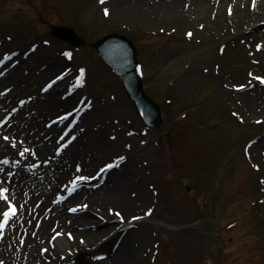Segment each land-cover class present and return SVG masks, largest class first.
Masks as SVG:
<instances>
[{"label":"rangeland","instance_id":"rangeland-1","mask_svg":"<svg viewBox=\"0 0 264 264\" xmlns=\"http://www.w3.org/2000/svg\"><path fill=\"white\" fill-rule=\"evenodd\" d=\"M153 1L137 0L141 6L129 9L124 0H0V59L20 50L0 67V200L8 205L0 208V264H18L13 251L28 239L24 232L38 239L34 254L59 261L67 248L59 251L63 232H79L68 248L85 251L104 244L102 236L91 244L92 233L100 229L104 236L112 226L103 219L129 220L147 210L152 214L141 217L143 226L118 242L126 251L117 264H264V51L258 48L264 18L254 0L211 9L202 0L206 8L197 10L188 0H161L158 11L148 7ZM239 1L249 11L234 12L231 4ZM42 20L72 27L87 43L107 32L128 36L145 90L161 106L162 128L143 129L118 78L93 49L48 36ZM81 104L85 110L73 118ZM59 150L74 171L68 163L66 177L55 179ZM108 161L119 164L107 176L112 195L79 193L37 236L39 217L55 211L76 171L84 164L93 174ZM121 174L126 178L118 182ZM76 198L87 199L88 210ZM218 222L224 240L227 222L236 223L227 233L235 241L223 250ZM94 249L87 260L101 250Z\"/></svg>","mask_w":264,"mask_h":264},{"label":"bare ground","instance_id":"bare-ground-1","mask_svg":"<svg viewBox=\"0 0 264 264\" xmlns=\"http://www.w3.org/2000/svg\"><path fill=\"white\" fill-rule=\"evenodd\" d=\"M136 1L137 0H124V6L125 7H128L129 9L130 8H134V6L137 7V5L138 6H141V3L140 4H137ZM170 1H173V0H170ZM183 1L184 0H181V3ZM222 1H226V4H230L233 0H205L204 1V4L206 3L208 5V8L209 9H211L213 7L218 8L219 6H221ZM115 3H117V5H115V6H118V2H115ZM188 3H189L188 7L189 8H192L194 10H197L196 7H198V6H204L205 7V5L202 3V0H188ZM254 3H255V6H256V8H255L256 14L259 15V16L261 14L262 18H264V0H254ZM160 5H162V1L161 0L160 1L157 0L156 2L153 1V2L149 3V6L148 7L150 9L154 10V11H158L162 7ZM164 5L165 4H163V6ZM231 6L233 7V11L234 12H237L238 11V13H242L243 11L245 12V9L247 11H249V8L248 7H250V6H247L246 5V2L245 1H242V2L239 1V2H236V3H232ZM258 46L260 47L261 50L264 51V43L261 42ZM7 130H8V128L5 129V131H7ZM2 131H3V129H2ZM2 135L3 134L0 135L1 138H2ZM82 142L83 141H81L80 143H82ZM83 146L86 147V145H83ZM87 149H88L87 147L84 148V150H82V152L83 153L88 152L89 150H87ZM91 156L94 159H96L97 153H96V150L95 149L93 150ZM65 157L66 156H64V154L61 155V164H60V166L57 165V164H55L56 167H57V169L59 170V172L57 173V175H55V179L62 178L63 175L66 177V175L64 173L65 172L64 170H65L66 166L68 165V162L69 161H66L64 159ZM66 172H67V170H66ZM125 178H126V175H122L121 174V176H119L117 179H118V182H119V179L120 180L121 179L124 180ZM118 182L113 183L112 186H115L116 183H118ZM109 183H110V178L107 181L105 180L104 181V185L103 186H100L101 190L100 189L99 190L97 189L98 192H95V193L98 194L99 192H101L99 194H102V192L104 191L103 192V195L105 197L111 196L112 193H110V191L112 189L111 188H108L109 187ZM61 206H63V202H59L56 205V207L54 208L55 211L48 212L47 214L46 213H43V215H41L39 217V219L41 221V222L40 221L39 222H40V224L41 223L42 224L40 225L41 227H39L40 229L38 228V230H37V236H41L42 235V233L44 231V226H47L46 223L49 222L48 220H50L52 222L58 216H60L62 214ZM82 217H84V216L82 215ZM82 217L79 215L76 218L77 219H82ZM82 220H84L85 222H87L86 219H82ZM11 228H13V227H11ZM9 231H12V230H9ZM74 232H78V231L77 230H74ZM24 233H25V235L27 236L28 239L26 240V242L23 243L22 247H20L18 249L19 251H17V252L16 251H13L17 255V257H16L17 262L16 263H18V264H53V262L57 259L55 257V255L54 256H47L45 259H43L41 256H39L37 254V252H36V254H34L35 251H34V248L32 247V245L33 244H36V242L38 241V239L36 238V235H34V234H31V235H33V237L35 236V238H31L30 233H28V232H24ZM63 233L65 234V232H63ZM75 234L80 235L79 232L78 233H75ZM75 234H73L72 237H74ZM91 235H92L91 236V241H92L91 244H93L96 238L103 236V233L101 234V230L99 229L98 231H96L95 233H92ZM69 243L70 242L66 238H64L61 241V243H60V249H59V251H62L61 249L64 246L70 247V244ZM125 251H126V246L125 245H121L120 247L116 246L115 250L114 251H111V253H110L111 255L108 258L107 263H106V259H103V260L101 259L100 260V264H117L118 262H120V259H124V257H125ZM44 254H46V252ZM3 256L5 258L6 257V253L5 254L3 253ZM7 261H8V259H7Z\"/></svg>","mask_w":264,"mask_h":264},{"label":"snow or ice","instance_id":"snow-or-ice-1","mask_svg":"<svg viewBox=\"0 0 264 264\" xmlns=\"http://www.w3.org/2000/svg\"><path fill=\"white\" fill-rule=\"evenodd\" d=\"M105 13L107 14V10H105ZM258 47H259V46H258ZM65 55H67V53H65ZM80 71L83 72L82 69H81ZM257 79H261V78L257 77ZM261 82L264 83V80H261ZM238 87H242V85H241V86H238ZM121 159H122V157H121ZM105 167H108V165H106ZM254 167H255V166H254ZM4 192H5V189L0 188V194H3ZM7 207H8V205H6V204L4 203L3 200H0V208H7ZM70 210H71V209H70ZM10 213H11V208H9L8 211H4V212H3V215H4L5 217H7V216L10 215Z\"/></svg>","mask_w":264,"mask_h":264}]
</instances>
